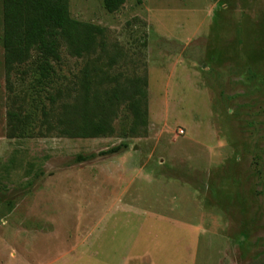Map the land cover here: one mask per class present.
Here are the masks:
<instances>
[{
	"label": "rangeland",
	"instance_id": "rangeland-1",
	"mask_svg": "<svg viewBox=\"0 0 264 264\" xmlns=\"http://www.w3.org/2000/svg\"><path fill=\"white\" fill-rule=\"evenodd\" d=\"M69 10L107 53L62 46L48 83L34 59L6 71L0 41V264H264V0ZM86 68L146 74V127L122 106L111 136L47 130Z\"/></svg>",
	"mask_w": 264,
	"mask_h": 264
},
{
	"label": "trees",
	"instance_id": "trees-1",
	"mask_svg": "<svg viewBox=\"0 0 264 264\" xmlns=\"http://www.w3.org/2000/svg\"><path fill=\"white\" fill-rule=\"evenodd\" d=\"M125 0H102L104 9L116 12ZM104 27L71 16L69 0H2L3 65L6 71L22 67L32 59L36 64L37 82H50L53 63L61 59L60 48L74 57H84L98 51L106 54ZM116 56L108 57V66ZM93 72V74H92ZM53 123L44 121L47 130L68 138L111 136L113 122L122 106L131 114L130 134L147 125V76L131 78L122 73L112 76L97 74L86 68L78 93L63 101ZM7 121L11 129L22 127L19 111L9 109ZM10 136H13L11 134ZM114 147L110 151H117ZM89 156L78 155V161Z\"/></svg>",
	"mask_w": 264,
	"mask_h": 264
},
{
	"label": "built area",
	"instance_id": "built-area-1",
	"mask_svg": "<svg viewBox=\"0 0 264 264\" xmlns=\"http://www.w3.org/2000/svg\"><path fill=\"white\" fill-rule=\"evenodd\" d=\"M179 132H180V133H182L183 131H182V130H180Z\"/></svg>",
	"mask_w": 264,
	"mask_h": 264
}]
</instances>
